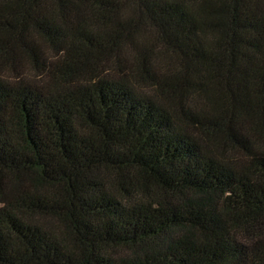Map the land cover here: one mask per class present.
<instances>
[{
	"label": "trees",
	"instance_id": "1",
	"mask_svg": "<svg viewBox=\"0 0 264 264\" xmlns=\"http://www.w3.org/2000/svg\"><path fill=\"white\" fill-rule=\"evenodd\" d=\"M0 264H264V0H0Z\"/></svg>",
	"mask_w": 264,
	"mask_h": 264
}]
</instances>
